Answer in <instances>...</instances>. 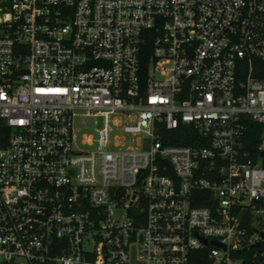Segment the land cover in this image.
Wrapping results in <instances>:
<instances>
[{
	"label": "built area",
	"instance_id": "obj_1",
	"mask_svg": "<svg viewBox=\"0 0 264 264\" xmlns=\"http://www.w3.org/2000/svg\"><path fill=\"white\" fill-rule=\"evenodd\" d=\"M0 264H264V0H0Z\"/></svg>",
	"mask_w": 264,
	"mask_h": 264
},
{
	"label": "trees",
	"instance_id": "obj_2",
	"mask_svg": "<svg viewBox=\"0 0 264 264\" xmlns=\"http://www.w3.org/2000/svg\"><path fill=\"white\" fill-rule=\"evenodd\" d=\"M167 135H170L172 138L165 140L166 144L176 146L200 145L197 133L189 128H180L178 131L170 134L168 133Z\"/></svg>",
	"mask_w": 264,
	"mask_h": 264
},
{
	"label": "water",
	"instance_id": "obj_3",
	"mask_svg": "<svg viewBox=\"0 0 264 264\" xmlns=\"http://www.w3.org/2000/svg\"><path fill=\"white\" fill-rule=\"evenodd\" d=\"M213 245H216V246H218V244H217V243H213Z\"/></svg>",
	"mask_w": 264,
	"mask_h": 264
},
{
	"label": "rangeland",
	"instance_id": "obj_4",
	"mask_svg": "<svg viewBox=\"0 0 264 264\" xmlns=\"http://www.w3.org/2000/svg\"><path fill=\"white\" fill-rule=\"evenodd\" d=\"M80 137V134L78 135V138Z\"/></svg>",
	"mask_w": 264,
	"mask_h": 264
}]
</instances>
